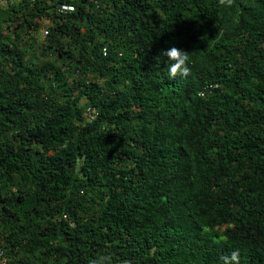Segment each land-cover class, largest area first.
Here are the masks:
<instances>
[{"label": "trees", "instance_id": "trees-1", "mask_svg": "<svg viewBox=\"0 0 264 264\" xmlns=\"http://www.w3.org/2000/svg\"><path fill=\"white\" fill-rule=\"evenodd\" d=\"M0 249L264 264V0H0Z\"/></svg>", "mask_w": 264, "mask_h": 264}, {"label": "clouds", "instance_id": "clouds-1", "mask_svg": "<svg viewBox=\"0 0 264 264\" xmlns=\"http://www.w3.org/2000/svg\"><path fill=\"white\" fill-rule=\"evenodd\" d=\"M221 5L231 6L234 0H218ZM69 11L74 9L69 8ZM160 56L168 58V76L170 79H174L177 75L187 76L190 73L189 64L191 63L189 52L178 49L177 47H170L168 50H161ZM203 95V93H200ZM107 259V257L105 258ZM223 264H239L240 256L239 250L231 252L230 256L222 257ZM91 264H97L96 261H92Z\"/></svg>", "mask_w": 264, "mask_h": 264}, {"label": "rangeland", "instance_id": "rangeland-1", "mask_svg": "<svg viewBox=\"0 0 264 264\" xmlns=\"http://www.w3.org/2000/svg\"><path fill=\"white\" fill-rule=\"evenodd\" d=\"M45 21H43L41 24H40V28H39V30H38V37H39V39L40 38H42L41 36H42V29H43V27L42 26H45ZM44 33V32H43ZM45 34V33H44ZM32 51L36 54V55H38V52H39V47H38V45H35V46H33V48H32ZM42 59V60H41ZM35 61H37V62H39L40 63V61H43V58L42 57H36V60Z\"/></svg>", "mask_w": 264, "mask_h": 264}, {"label": "built area", "instance_id": "built-area-1", "mask_svg": "<svg viewBox=\"0 0 264 264\" xmlns=\"http://www.w3.org/2000/svg\"><path fill=\"white\" fill-rule=\"evenodd\" d=\"M88 110H86V113ZM0 264H7V258L5 257L2 249H0Z\"/></svg>", "mask_w": 264, "mask_h": 264}]
</instances>
